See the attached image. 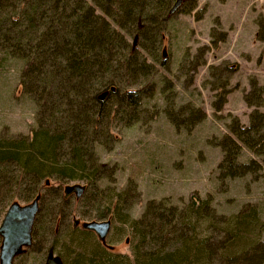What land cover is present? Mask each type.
I'll list each match as a JSON object with an SVG mask.
<instances>
[{
    "label": "rangeland",
    "instance_id": "rangeland-1",
    "mask_svg": "<svg viewBox=\"0 0 264 264\" xmlns=\"http://www.w3.org/2000/svg\"><path fill=\"white\" fill-rule=\"evenodd\" d=\"M174 1L167 0L159 15L149 13L156 22L148 27L154 38L139 37L130 27L120 32L149 69L130 89L152 94L141 102L131 126L125 127L119 115L107 119V137L86 152L85 179L56 189L53 178L35 179L40 182L32 186L15 166L7 171L18 183L0 204V224L10 204L24 206L38 193L45 195L32 226L33 243L13 264H45L49 250L63 264H132L130 226L149 202L181 209L191 198L210 196L218 215L229 218L252 208L264 221L262 160L243 149L240 162L256 159L261 171L220 181L223 153L217 147L231 135L234 120L248 127L253 109L244 100L253 94V82L264 99V0H183L169 17ZM24 69L22 61L0 58L1 143L30 140L37 128V107L20 85ZM114 103L107 102V112ZM196 110L204 119L191 127L175 128L167 117L170 113L184 121ZM65 161L61 153L58 162ZM73 186L85 187L87 198L94 200L64 195ZM99 221L111 223L104 240L85 227ZM260 238L264 241V230Z\"/></svg>",
    "mask_w": 264,
    "mask_h": 264
},
{
    "label": "trees",
    "instance_id": "trees-1",
    "mask_svg": "<svg viewBox=\"0 0 264 264\" xmlns=\"http://www.w3.org/2000/svg\"><path fill=\"white\" fill-rule=\"evenodd\" d=\"M167 4V0H0V58L24 63L22 94L37 107V128L30 140L0 142V204L18 183L7 173L12 166L32 186L40 182L35 179L53 178L60 189L85 179L81 175L86 172V152L107 137V119L119 115L125 127L137 121L141 102L152 93L146 96L145 91L130 88L146 78L149 69L135 49L126 47L120 32L130 27L139 37L154 38L148 27L156 22L149 13L159 15ZM251 88L253 94L244 100L253 109L248 127L234 120L231 135L217 145L223 153L220 181L261 171L256 159L240 162L243 149L264 164V112L259 111L263 90L255 82ZM104 92L108 98L98 101ZM113 99L116 107L107 112V102ZM188 115L180 121L167 113L175 128L204 119L197 110ZM61 153L67 157L62 164ZM83 189L79 200L92 202ZM37 196L39 211L45 195L38 193L33 200ZM212 204L210 196L191 198L181 209L164 201L149 202L130 226L132 264H264L260 238L264 221L258 211L245 208L227 218Z\"/></svg>",
    "mask_w": 264,
    "mask_h": 264
},
{
    "label": "water",
    "instance_id": "water-1",
    "mask_svg": "<svg viewBox=\"0 0 264 264\" xmlns=\"http://www.w3.org/2000/svg\"><path fill=\"white\" fill-rule=\"evenodd\" d=\"M183 4V0H175L168 16L177 13ZM137 37L133 42L136 46ZM109 96L104 92L98 96V101L104 102ZM66 192L74 193L76 199H80L84 193L83 187L73 186L66 188ZM39 196L31 203L21 206L14 202L7 208L0 224V264H13L14 260L25 253L32 244V226L38 212ZM86 229L94 232L100 240H104L111 230L109 221L93 222L85 225ZM45 264H63L62 260L49 250L45 259Z\"/></svg>",
    "mask_w": 264,
    "mask_h": 264
}]
</instances>
